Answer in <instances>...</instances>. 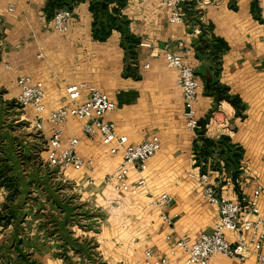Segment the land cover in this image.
<instances>
[{"label":"crops","instance_id":"crops-1","mask_svg":"<svg viewBox=\"0 0 264 264\" xmlns=\"http://www.w3.org/2000/svg\"><path fill=\"white\" fill-rule=\"evenodd\" d=\"M89 1H0V264H144L145 248L167 258L166 264H187L183 250L165 240L148 194L173 196L174 237L187 236L193 243L211 232L218 211L202 199L199 180L189 174L208 173L219 194L241 204L257 185L264 186V0H188L181 6L186 23L177 24H169V11L152 0H125L121 13L139 42L131 64L137 78L125 75L119 31L112 30L104 41L93 37ZM10 3L12 13L7 12ZM60 9L72 12L65 33L52 30L53 14ZM202 31V40L213 35L227 44L218 60V81L241 101L238 113L207 92L197 75L211 68L209 51L197 49ZM166 50L179 52L200 80L197 132L213 109L230 117L226 136L233 150H241L237 168L222 144L211 148L206 165L197 162L195 133L185 127L183 94L176 70L163 57ZM21 75L43 83L46 111L69 102L66 86L87 83L115 103L105 118L114 122L116 134L130 144L158 140L160 150L143 172L146 188L119 193L105 185L121 156L110 154L98 135L85 136L73 117L63 125L62 147L78 138L75 149L92 160V169L57 174L48 167L52 126L43 119L42 131L34 130V110L15 103ZM86 97L82 90L77 102ZM259 207L263 216L264 191ZM236 236L226 234L230 241ZM211 264H255V254L243 262L216 254Z\"/></svg>","mask_w":264,"mask_h":264},{"label":"built area","instance_id":"built-area-1","mask_svg":"<svg viewBox=\"0 0 264 264\" xmlns=\"http://www.w3.org/2000/svg\"><path fill=\"white\" fill-rule=\"evenodd\" d=\"M152 1L169 11L166 19L169 24L186 23L181 6L188 0ZM13 11L14 5L10 3L7 12ZM71 19L70 10L56 11L52 17V30L59 33L67 32L71 27ZM142 45L148 46V44ZM163 57L167 66L177 72L176 83L183 94L185 127L195 133L196 138L200 127L195 103L201 90L200 80L196 77L194 68L184 61L179 52L166 50L163 52ZM16 84L19 88L15 101L17 106L31 107L36 113L33 129L42 131L43 119L52 126L47 139L45 157V164L48 167L55 169L57 174H62L68 168L77 171L92 169V160H84L75 149L78 138L72 137L67 146L62 147L63 125L69 117H73L81 121V131L85 136L92 138L98 135L102 144L109 147L110 154L121 156V161L114 172L103 179L105 185L111 186L119 193L139 192L146 188L143 172L151 158L160 150V143L156 139H150L138 144H130L126 136L116 134L114 122L105 118V115L113 111L116 106L104 93L87 83L69 85L65 87L69 102L46 111L45 89L42 82L33 80L29 75H21L17 78ZM82 90L87 91V97L84 102L78 103L77 99ZM229 121L230 117L221 108L214 110L204 125V135L215 139L226 135L230 130ZM131 173L135 174L133 181L130 180ZM189 176L199 180L201 197L208 205L216 206L218 218L211 232L202 233L197 241L189 243L187 236L174 237L177 214L169 212L173 196L169 193L148 194V206L160 213L165 228V240L183 250L187 264H211L212 257L216 254L243 262L251 253L255 254V264H264V215H260L259 207L264 186L257 185L248 202L241 204L227 195L219 194L208 173H191ZM227 232L237 233L236 238L233 241L228 240ZM166 263L167 258L155 254L150 248H145L144 264Z\"/></svg>","mask_w":264,"mask_h":264},{"label":"trees","instance_id":"trees-1","mask_svg":"<svg viewBox=\"0 0 264 264\" xmlns=\"http://www.w3.org/2000/svg\"><path fill=\"white\" fill-rule=\"evenodd\" d=\"M125 0H90L89 12L93 16L92 20V35L96 40L104 41L110 35L112 30H117L121 33V47L125 50L124 69L125 75L137 78L136 68L131 66L134 63L136 52L135 46L139 43L138 39L132 36L127 29V20L122 15L121 10L124 8ZM50 4L47 6V10ZM70 10V9H69ZM204 32L202 31L200 38L201 42L198 46L200 52L209 51V59L211 60V68L207 74H197L201 77L204 88L207 92L215 95L217 101L225 100L233 108L236 113L242 110L241 101L237 96L228 94L225 86L218 81L220 62L218 61L221 53L227 49V44L220 38L213 35L209 39H203ZM196 75V74H195ZM217 142L213 138L204 135V129L197 132V137L194 141V153L197 156L199 165L203 162L206 165L207 157L211 148L222 144L227 152H232L231 161L235 167H238V158L241 157V150H233L230 138L222 135L217 138Z\"/></svg>","mask_w":264,"mask_h":264},{"label":"rangeland","instance_id":"rangeland-1","mask_svg":"<svg viewBox=\"0 0 264 264\" xmlns=\"http://www.w3.org/2000/svg\"><path fill=\"white\" fill-rule=\"evenodd\" d=\"M213 111H214V109H213L211 112H213ZM211 112H210V113H211ZM210 113H209V116H210ZM209 116H208V118H209ZM76 200H78V199L76 198ZM77 202H80V201L78 200Z\"/></svg>","mask_w":264,"mask_h":264}]
</instances>
